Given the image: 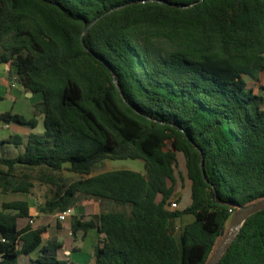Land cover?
Instances as JSON below:
<instances>
[{
    "label": "trees",
    "instance_id": "16d2710c",
    "mask_svg": "<svg viewBox=\"0 0 264 264\" xmlns=\"http://www.w3.org/2000/svg\"><path fill=\"white\" fill-rule=\"evenodd\" d=\"M41 100L32 117L0 123L43 131L0 155V193L28 194L37 170L55 186L41 212H65L78 194L118 209L70 215L72 235H102L94 264H208L233 216L264 202V0H0V65ZM246 78L250 79L248 82ZM139 159L144 173L92 175L104 160ZM64 168L77 180L58 184ZM188 188L189 203L181 193ZM176 204L172 208L171 204ZM192 220L175 235L173 222ZM24 200L0 207V264H72L43 241ZM216 264H264V209L246 219Z\"/></svg>",
    "mask_w": 264,
    "mask_h": 264
},
{
    "label": "rangeland",
    "instance_id": "374dc122",
    "mask_svg": "<svg viewBox=\"0 0 264 264\" xmlns=\"http://www.w3.org/2000/svg\"><path fill=\"white\" fill-rule=\"evenodd\" d=\"M248 82L250 79L246 78ZM15 82V85L11 84ZM260 84L264 86V74L260 77ZM255 92L262 93L255 86ZM25 94V95H24ZM31 94V93H30ZM22 89L16 79L15 70L0 65V112L15 111L26 117H32L34 114V105L41 100L39 94L30 95ZM38 126L30 130L27 127L18 126L15 124L8 125L5 128L0 123V140L5 139L10 135L18 134L20 136H27L30 132L41 133L43 131L42 117L37 116ZM24 151V143L19 145L4 144L0 146V155L3 157H16ZM132 170L144 173L143 162L139 159H124V160H104L99 162L93 167L92 175H97L103 172L112 170ZM27 174L30 176L28 180L32 187L28 194L24 193H0V207L2 202H9L15 200H24L29 203L32 209V219L22 218L17 222L18 228H22L32 220V227H42L45 230L43 234V241L54 238L63 244L62 249L58 251V257L72 264H94L93 251L95 245L101 240L102 235H99L96 230H88L84 238L81 237L82 232L72 235L70 231V215L65 216L63 219L59 218L60 212H41V207L44 206L45 201L50 199L55 191V186L38 180L39 173L37 170H25L22 167H16L13 171V179L21 180ZM51 176L58 184L68 186L72 181L79 178L78 175L70 173L67 168L61 171L51 172ZM184 203L190 201V194L188 188L181 191ZM118 209L113 203L99 199L91 198L78 194L76 196L75 204L71 207L70 211L76 218L82 220L94 219L100 212ZM36 213V214H35ZM192 220L191 216H183L173 222L175 235L178 234L179 229L186 223ZM37 252V251H36ZM36 252L29 255L21 256L18 259L19 264H24L31 258L35 257Z\"/></svg>",
    "mask_w": 264,
    "mask_h": 264
},
{
    "label": "water",
    "instance_id": "95a60500",
    "mask_svg": "<svg viewBox=\"0 0 264 264\" xmlns=\"http://www.w3.org/2000/svg\"><path fill=\"white\" fill-rule=\"evenodd\" d=\"M30 94V93H27ZM31 95V94H30ZM264 209V202H261L256 205L249 206L247 208L241 209V211L233 216V222L231 226V230L223 243L221 244L220 248L217 250L215 255L213 256L212 260L208 264H216L221 255L227 249L228 245L232 242V240L236 237L239 233L241 227L243 226L244 222L248 217L257 213Z\"/></svg>",
    "mask_w": 264,
    "mask_h": 264
},
{
    "label": "built area",
    "instance_id": "2783aa9c",
    "mask_svg": "<svg viewBox=\"0 0 264 264\" xmlns=\"http://www.w3.org/2000/svg\"><path fill=\"white\" fill-rule=\"evenodd\" d=\"M11 85L14 86L15 82H13ZM171 206H172V208H174V207H176V204L173 203V204H171ZM67 215H72V211L68 210V211H65V212H61L59 214V218L63 219ZM30 223H32V220H30Z\"/></svg>",
    "mask_w": 264,
    "mask_h": 264
},
{
    "label": "crops",
    "instance_id": "0c3cea01",
    "mask_svg": "<svg viewBox=\"0 0 264 264\" xmlns=\"http://www.w3.org/2000/svg\"><path fill=\"white\" fill-rule=\"evenodd\" d=\"M24 95H25V94H24ZM0 99H1V97H0ZM4 112H6V111H4ZM7 112H8V111H7ZM0 113H3V112H0ZM4 127H5V128H8V125H4ZM32 209H33V208L29 205V215H30V216H33ZM35 214H36V213H35ZM72 214H73V212H72ZM42 237H43V236H42Z\"/></svg>",
    "mask_w": 264,
    "mask_h": 264
}]
</instances>
